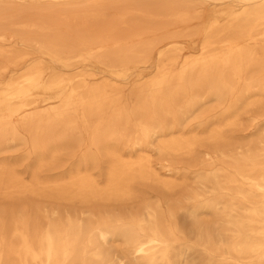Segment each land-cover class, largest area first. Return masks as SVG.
Returning <instances> with one entry per match:
<instances>
[{
	"label": "bare ground",
	"instance_id": "6f19581e",
	"mask_svg": "<svg viewBox=\"0 0 264 264\" xmlns=\"http://www.w3.org/2000/svg\"><path fill=\"white\" fill-rule=\"evenodd\" d=\"M200 1L217 9L206 18L181 0H0V43L11 40L0 48V264H264V0ZM134 16L202 26L188 51L169 38L167 65L131 104L105 79L44 63L70 71L94 60L124 78L155 42L125 44L149 32ZM15 147L27 150L22 171L4 156ZM152 155L172 161L162 166L171 181ZM137 184L159 198L92 210L139 199ZM51 201L90 212L51 218Z\"/></svg>",
	"mask_w": 264,
	"mask_h": 264
},
{
	"label": "rangeland",
	"instance_id": "374dc122",
	"mask_svg": "<svg viewBox=\"0 0 264 264\" xmlns=\"http://www.w3.org/2000/svg\"><path fill=\"white\" fill-rule=\"evenodd\" d=\"M132 1V0H127ZM184 3H190L192 4L194 11L190 12V15L194 16H200V17H208L212 15L213 11L217 9L215 7L214 3L212 2H202L200 0H181ZM159 2V1H158ZM157 2V3H158ZM126 3V1L122 3H116L117 5L114 6V8L106 9V18L108 20L114 19L120 11V9L123 7V5ZM130 21H133L135 25H141L142 21L144 22L145 26H147L149 29V32L140 39L138 37L131 38L130 40H127L125 44L128 46H132L137 44V41L143 42H149L150 40H154V47L151 51L148 53V60L145 63H130L127 65L128 72L126 73L124 78L117 79L115 77L110 76L103 65L99 64L96 61H90V62H79L77 60H74L76 62L75 66L70 71L63 70L60 66L51 64V62L48 59H44V63L46 65H50L55 73H59L62 75H73L76 72L81 71V73L85 74H94V78L96 79V82H100L102 80H107L113 86H116L119 89L120 95H122L123 100L129 105L132 103L131 93L132 90L137 88L138 86L142 85V83H145L149 81L151 77L156 73V69L158 65H167L169 57L172 55L173 50H165L164 44L169 42V38L176 37V40L178 41V46L183 49V51H188L193 46V40L197 38V35L195 33L201 29V22L200 19L191 20L186 24H174V21L169 19L168 17L162 16V17H156L152 19V22L156 24L155 27H149L146 25L145 21L140 18L139 16H134L130 19ZM2 30H6L8 32L6 33H17L22 34L25 31L22 30L19 26L15 27H2ZM163 26V27H161ZM166 26V27H165ZM161 27V28H160ZM126 27L121 26L118 30L119 33L126 32ZM128 32V31H127ZM128 43V44H127ZM11 45V40H7L5 42L0 43V48H6ZM163 51L165 53V58L162 60L158 56L159 51ZM168 66H166L167 68ZM8 76V75H6ZM86 149L85 146L81 147L78 152L75 153V156L73 157V161L70 163H66L64 165L65 172H62V174L68 172L70 169L72 171L75 168L76 160L79 157V155ZM27 150L24 147H15L11 149L9 152H7L4 156L8 158L7 161H11L17 170L22 171L23 166L25 163H22V157L26 155ZM2 156L0 155V158ZM152 158L154 160V169L156 170L157 174L168 181H171L168 176L164 175L167 174L165 169H162V166H165L168 164V162H172L169 158H158L156 155H152ZM58 177V176H54ZM136 188L141 191H146L145 194L139 195V199L134 200L131 203H125L122 204H96L93 203L92 210H100L101 212L109 211L114 214L126 211V210H134L138 206V202L144 198L146 200H149L151 203L155 202L157 200L156 193L147 187L137 184ZM174 196H172L173 198ZM44 206V210L48 211V215L52 218L55 217L52 216L51 211L58 213L60 212V215L62 218L66 217L68 214L71 216H76L77 218L86 217L88 213L90 212V209L84 208L83 205L77 204V203H66V202H43L42 204ZM97 208V209H96ZM105 213V212H104ZM102 215H106L105 214ZM115 246H117V242L112 244L113 250L115 249Z\"/></svg>",
	"mask_w": 264,
	"mask_h": 264
}]
</instances>
